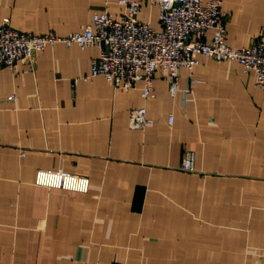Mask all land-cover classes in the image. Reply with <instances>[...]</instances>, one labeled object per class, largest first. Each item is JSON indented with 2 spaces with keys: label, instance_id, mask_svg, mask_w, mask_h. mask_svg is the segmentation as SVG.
<instances>
[{
  "label": "crops",
  "instance_id": "crops-1",
  "mask_svg": "<svg viewBox=\"0 0 264 264\" xmlns=\"http://www.w3.org/2000/svg\"><path fill=\"white\" fill-rule=\"evenodd\" d=\"M123 1H140L139 20L161 29L150 0H0V22L65 37L105 10L125 13ZM221 1L230 47L264 37V0ZM99 54L57 44L0 71V264H264L255 74L199 56L175 98L159 75L144 99L142 83L122 91L90 79ZM140 108L151 126L133 130ZM188 151L191 173L180 170ZM41 170L86 176L89 192L38 187Z\"/></svg>",
  "mask_w": 264,
  "mask_h": 264
},
{
  "label": "built area",
  "instance_id": "built-area-1",
  "mask_svg": "<svg viewBox=\"0 0 264 264\" xmlns=\"http://www.w3.org/2000/svg\"><path fill=\"white\" fill-rule=\"evenodd\" d=\"M159 9L161 29L139 20L140 1H123L126 12L114 15L108 10L96 14L82 32L59 36L51 31L36 35L11 27L9 19L0 22V71L13 70L24 58L34 57L48 46L77 45L81 49L98 48L99 57L92 61L89 78L103 77L115 90L130 91L142 83V97L155 98L154 81L162 76L175 98L180 90L181 71L192 73L198 57L217 62L236 61L245 74L256 76L257 86L264 91V37L253 45L235 49L227 42L228 15L221 0H150ZM193 79L184 91L193 92ZM14 95L8 100L13 101ZM174 117H169L172 126ZM151 126L145 108L132 110L130 127L143 130ZM183 172L195 171V153L188 151L180 167ZM35 185L48 189L87 194L90 180L86 176L62 171H38Z\"/></svg>",
  "mask_w": 264,
  "mask_h": 264
}]
</instances>
